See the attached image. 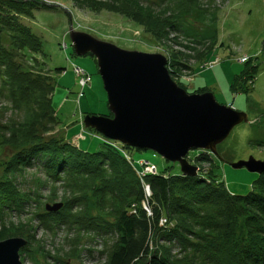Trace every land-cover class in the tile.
<instances>
[{"label": "rangeland", "instance_id": "rangeland-1", "mask_svg": "<svg viewBox=\"0 0 264 264\" xmlns=\"http://www.w3.org/2000/svg\"><path fill=\"white\" fill-rule=\"evenodd\" d=\"M39 1L51 10H35L32 18L13 17L40 40V52L16 50L11 33L0 26V242L26 241L18 251L21 264H107L116 247V214L131 203L125 201L124 186L130 181L118 161L96 162L89 173L78 168L59 172L46 167L51 153L39 159L29 154L41 145L56 151L61 143L87 153L100 151L102 145L117 150L84 126L86 115L113 114L95 57L74 52V31L124 51L159 54L171 80L187 95L210 93L217 103L246 116L212 151L188 152L186 162L206 185L198 192H175L180 207H173L174 199L162 209L159 230L149 244V255L174 264H231L215 257L226 250L245 264L247 256L262 249L261 238L253 241L249 236L246 216L252 210L233 196L258 193L264 203V191L254 184L259 174L231 164L249 157L264 162V0H165L151 9L141 5L137 12L148 20L168 17L179 5L187 8L175 16L173 31L160 32L163 22L157 21V29L149 32L121 14L90 10L75 0ZM106 2L110 0H96ZM74 67L91 76L81 95ZM16 68L24 73L21 82L13 83L8 78L18 76ZM55 69L64 72L56 74ZM109 142L121 150L122 143ZM26 152L29 161L24 160ZM121 154L137 177V171H149L152 165L164 178L184 176L180 164L150 150ZM140 182L144 192L148 185ZM149 192L142 208H148ZM203 195L213 205L197 204ZM184 197L190 201L187 208L180 205ZM54 204L61 207L45 209ZM254 262L264 264L256 258Z\"/></svg>", "mask_w": 264, "mask_h": 264}, {"label": "water", "instance_id": "water-1", "mask_svg": "<svg viewBox=\"0 0 264 264\" xmlns=\"http://www.w3.org/2000/svg\"><path fill=\"white\" fill-rule=\"evenodd\" d=\"M77 55L95 57L113 117L86 115L84 126L104 138L130 148L150 150L164 160L180 164L184 176L196 168L185 156L190 150H213L246 116L217 103L210 93L187 95L171 80L166 60L159 54L124 51L87 34L70 32ZM248 172L264 173V162L249 157L232 163ZM61 204L46 205L55 212ZM26 241L0 242V264H21L18 251Z\"/></svg>", "mask_w": 264, "mask_h": 264}, {"label": "trees", "instance_id": "trees-1", "mask_svg": "<svg viewBox=\"0 0 264 264\" xmlns=\"http://www.w3.org/2000/svg\"><path fill=\"white\" fill-rule=\"evenodd\" d=\"M75 1L79 4H84L85 8L90 10H106L121 14L130 18L134 23L148 28L147 30L149 32L152 29H157V21L163 22L158 28L159 32L167 31L166 29L173 31V29H175L173 28V24H175V16H177V13L180 14V12L187 9L184 6L179 5L178 8L176 7L177 9L174 12L172 9L170 10L171 14L168 17L160 18V16H156L155 18L151 17V19L148 20V18L144 17V19L141 14L137 12L138 8L145 4L146 7L151 9L154 5H156V2L164 5L163 3L165 0H110V2L106 3H96V0H84L83 2H80L79 0ZM126 2H128V4ZM35 10H51V7L45 5L39 0H0V26L2 28H6L8 32L11 33L15 41L14 47L16 50H28V52L34 54L40 52L41 50L40 40L37 37H34L28 28L23 27L13 17L15 15H22L32 18ZM154 13H156V11H154ZM15 71L18 76L10 74V79L8 78V81L16 83V81L19 80L21 82L20 77H22L24 72L20 68H16ZM54 72L56 74H61L64 72V69H55ZM252 75H255V72ZM58 145L59 146L56 151H52L48 147L44 148V146L42 148L41 145V147H36L35 151H30L29 154L32 157L39 159L44 154L48 152L51 153L52 156L51 158L49 157L47 161L49 162V165L46 164V167L50 171H53L56 168L59 172L76 171L75 169L78 168L80 172L89 173L91 166L94 165V163L97 162L96 164H98L100 162H108V160L109 162H114V158L118 161L129 178L130 182L124 185L126 189L125 201L131 200V203L126 202L121 211L116 214L117 219L113 226L114 233L117 235L116 247L111 252L107 264H137V261H140L141 263L143 262V264H174L157 254L149 255V244L152 241L151 237L156 236L157 231L159 230L158 224L162 216V212L164 211H162V209L166 208L168 205L170 206L171 200L174 199L176 201V205H173V207H180L178 205L179 201L175 198V192L177 191L182 194L188 193L192 190L198 192V190L202 189L204 185H206L204 180L181 175H173L168 179L164 178L163 175L158 174L146 175L143 178V182L149 186L151 192V199L147 208L150 213L148 215L147 211L141 207V203L146 200L141 182L136 176L133 167L129 166L119 151L102 145L103 147L100 151L87 153L83 150L77 151L74 147L66 143ZM121 147V149L125 152L135 150L134 148L126 147L124 145H121ZM25 154L27 157L28 153L26 152ZM25 154H21V156L18 157L23 158ZM24 160L29 161L28 157L24 158ZM71 162L73 163L72 165L69 164ZM263 179L264 173L258 175V179L254 181V184L256 183V185L264 191ZM211 192L209 191V194H211ZM177 197H180V194L177 195ZM233 197L234 200L245 203L246 206L252 210V215H245L248 220L247 230L249 236L252 239L261 238L259 244H261L262 249L256 251L253 256H247L244 259V263L250 264L246 263L248 260V262L258 264L257 262H254V258L258 261L261 260L264 262V203L261 202V195L258 193H251L245 196L234 195ZM195 201L200 206H204L206 202L212 205L214 203V200L212 201L213 203L206 200V196L204 195L201 199L196 198ZM217 202L218 201L215 200V203ZM188 203H190V201H187L184 197V200H181L180 205L187 208L186 206L189 205ZM229 203L231 204V202ZM230 204H228L229 207L231 206ZM132 205H135L136 207L133 212H129L130 209H132ZM215 257H217L219 261H222L223 257L226 259V262L230 261L231 264H240V258L238 255L228 250L223 251V254L217 252Z\"/></svg>", "mask_w": 264, "mask_h": 264}, {"label": "built area", "instance_id": "built-area-1", "mask_svg": "<svg viewBox=\"0 0 264 264\" xmlns=\"http://www.w3.org/2000/svg\"><path fill=\"white\" fill-rule=\"evenodd\" d=\"M73 70H74V73L77 76V85H79V87H80V94L79 95H81V91L84 90L88 85H90L91 76L86 74L85 72H83V70L79 69L78 67H74ZM102 141L104 142V144H107V145L112 146L115 149L119 150L117 145L109 142L108 139L102 138ZM119 151L124 154V150L123 149H121ZM139 163H140L139 165H144V163H142V161L139 162ZM151 167H152L151 170L143 172V173H140L139 171H137V175H139L138 177H139V179L141 181H143V178H144L145 175H150V174L157 175L158 174L157 171H156V167L154 165H152ZM146 168H149V167L146 166L145 169ZM145 191H146V193H148L150 191L148 186L147 187L145 186L144 193H145ZM145 198H146V196H145ZM143 209L147 211L148 215L150 214L149 211L147 210L146 206H144Z\"/></svg>", "mask_w": 264, "mask_h": 264}]
</instances>
